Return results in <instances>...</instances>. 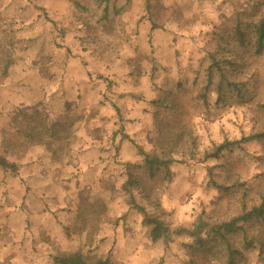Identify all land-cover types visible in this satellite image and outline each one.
<instances>
[{"label":"rangeland","instance_id":"374dc122","mask_svg":"<svg viewBox=\"0 0 264 264\" xmlns=\"http://www.w3.org/2000/svg\"><path fill=\"white\" fill-rule=\"evenodd\" d=\"M263 11L264 0H0V159L19 168L0 165V264H56L77 252L110 264H187L194 235L242 206L240 192L213 183L231 187L230 163L252 190L264 187L258 142L201 161L263 129L264 57L244 69L246 100L218 105V77L209 84L207 75L223 28ZM168 98L196 157L185 147L171 177L152 179L140 152L160 153L156 116L166 111L155 102ZM131 173L137 204L169 237L154 240L132 206ZM246 264H260L257 253Z\"/></svg>","mask_w":264,"mask_h":264},{"label":"trees","instance_id":"16d2710c","mask_svg":"<svg viewBox=\"0 0 264 264\" xmlns=\"http://www.w3.org/2000/svg\"><path fill=\"white\" fill-rule=\"evenodd\" d=\"M76 5L79 4L76 3ZM217 37L216 49L207 57L210 64L207 75L209 84L213 83V78L217 75L218 99L216 103L225 106L227 103L246 100V96L250 94L251 81L245 79L243 73L246 67H250L254 61L264 57V11L258 17L254 14L252 19L238 18L231 26L224 27ZM8 59L4 67L6 72L13 65L11 58ZM203 101L208 104L206 96ZM155 105L158 111H166L164 117L156 116L161 151L153 155L141 150L140 153L144 156L141 167L149 178L153 179L162 173L169 178L172 175L170 166L175 163V157L186 147L185 151L192 159H195L197 143L190 125L185 123L181 116L176 115L179 109L176 100L168 98L155 102ZM262 108L264 111V103ZM173 112L178 120L170 122L167 117H173ZM18 118L15 119L16 122ZM30 118L32 119V116ZM56 127V124L46 126L52 137L57 135ZM30 138L37 139L34 135ZM249 142H258L264 147V126L260 132L243 136L239 140L226 139L211 151L203 152L201 161L221 159L225 153L233 152L235 148L247 151L243 145ZM0 165L13 173L19 171L18 166L3 159H0ZM235 165L230 163L227 171L231 187L216 181L213 183L218 190L240 192L242 206L234 215L207 222L204 236L198 233L194 235L195 244L188 246L190 260L187 264H246L247 257L251 253H257L258 262L264 264V187L252 190L247 183L241 182L238 167ZM135 168L138 169V167ZM208 171L213 178V169L209 168ZM139 187H141L140 179L131 173L124 189L131 197L132 206L143 215L144 223L151 228V236L154 240H159L164 236L169 237L171 230L158 217L152 216L146 207L137 204L132 191ZM55 263L110 264L107 259L88 261L87 257L79 252L57 256Z\"/></svg>","mask_w":264,"mask_h":264}]
</instances>
